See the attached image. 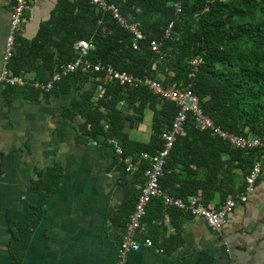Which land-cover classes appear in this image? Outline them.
<instances>
[{"label":"trees","instance_id":"1","mask_svg":"<svg viewBox=\"0 0 264 264\" xmlns=\"http://www.w3.org/2000/svg\"><path fill=\"white\" fill-rule=\"evenodd\" d=\"M107 1L117 3L122 11H129L139 20L145 35V40L139 42V49H130L129 33L84 0H58L27 43L32 56L41 60V67L36 69L38 79L45 77V68L51 73L59 64L73 59L76 56L73 43L87 39L92 47L87 49L85 57L91 63H109L115 69L148 76L163 85L189 83L201 110L214 124L241 136L264 139V0ZM174 4L180 7L177 13H174ZM169 21H172V37L162 38ZM55 34L58 35L56 40L51 38ZM153 38L162 42L164 56L160 61H156V55L147 47L148 40ZM49 45L56 50L55 55L43 48ZM196 55L199 61L190 64ZM22 66L23 57L16 55L15 50L8 64L9 71L17 74ZM97 85H101V92L96 91ZM17 87H21L23 96L28 99L39 93L47 98L49 93H68L73 89L75 93L70 104L62 107L61 112L82 118L74 125L75 140L86 142L101 136L102 142L107 144L114 138L119 141L121 157L130 156L132 161L138 153L153 154L160 147L159 131L169 124L176 109L172 102L159 99L146 86L128 88L106 78L102 72L77 69L61 77L47 91L28 85L5 84L2 94ZM145 110L151 113L149 138L145 142L128 138L121 131L124 122L140 119ZM182 129L183 133L175 136L163 166L159 178L161 189L183 200L195 195L204 203L217 192L221 201L248 173L258 157L257 150L231 146L207 129L195 127L190 116ZM116 161L120 180L142 183L145 160L138 161V168L133 172L126 171L117 158ZM260 162L264 163V157ZM61 172L58 161L45 169L42 178L40 170H33L32 185L38 194L37 203L25 218L15 221L10 230L6 244L10 256L8 264H19L16 231L27 229L30 222L43 215L44 201L55 190ZM135 197L136 194H129L121 200L108 220L110 225L123 226ZM162 209L174 228L173 233L160 238L159 244L168 250L182 241L179 223L184 214L174 206H164L159 198H153L146 205L143 218L149 221L153 217L149 212Z\"/></svg>","mask_w":264,"mask_h":264},{"label":"crops","instance_id":"2","mask_svg":"<svg viewBox=\"0 0 264 264\" xmlns=\"http://www.w3.org/2000/svg\"><path fill=\"white\" fill-rule=\"evenodd\" d=\"M57 1L30 0L16 33V55L23 57L22 72L28 79H38L41 60L32 56L27 43ZM11 3L0 0V65ZM51 38L56 40L58 35ZM43 48L56 53L51 45ZM43 71L45 76L49 73L47 68ZM3 86L0 84V264L10 260L6 244L14 222L25 218L37 203L33 170H40L42 178L54 161L60 163L62 172L55 190L44 201L43 215L27 229L16 231L19 264H115L122 226L110 225L108 220L121 200L138 189L136 183L120 180L113 150L119 141L113 138L105 144L101 136L86 142L75 140L74 125L82 118L61 112L70 104L73 89L28 99L21 87L2 94ZM150 117L145 110L140 119L125 121L122 133L147 141ZM261 166L253 192L236 204L219 232L211 231L199 218L182 215L181 243L164 250L160 238L174 228L164 209L151 211L152 219H144L143 235L152 245L128 252L123 264H264V163ZM219 200L214 192L209 203L216 205Z\"/></svg>","mask_w":264,"mask_h":264},{"label":"built area","instance_id":"3","mask_svg":"<svg viewBox=\"0 0 264 264\" xmlns=\"http://www.w3.org/2000/svg\"><path fill=\"white\" fill-rule=\"evenodd\" d=\"M84 1L101 13L107 14L121 29L129 33L130 49H139V42L145 40V35L140 29L139 20L132 16L129 11H122L117 3L107 0ZM29 5L30 0H12L10 4L7 29L2 43L0 84L28 85L39 91H47L61 77L79 69L80 71L87 72H102L106 78L117 81L118 84L128 88L144 85L159 99L172 102L176 106L169 124L159 131L158 135L161 144L153 154L140 152L136 156V159L132 161L130 156L121 157L119 145H114L113 147L118 160L124 164V168L128 172L137 170L138 161L145 160L146 162V166L141 171L142 183L138 187L133 207L122 226V232L118 238L115 264H123L125 255L128 252L137 251L152 245L151 239L143 235L146 229V222L143 217L146 205L153 198H159L164 206H174L187 217L201 219L211 231L219 232L226 216L236 204L244 202L254 190L262 168L260 159L264 157V139L258 136H241L221 129L218 125L214 124L212 119L201 110L198 98L191 91L189 83L181 86L163 85L160 81L148 76H137L130 72L115 69L109 63L102 64L99 61L91 63L85 57L87 49L92 47V44L87 39L75 41L72 49L76 53V56L71 60L59 64L56 69L42 79H28L22 71L17 74H11L8 64L15 52L14 38L19 27L24 22V14L29 9ZM179 11V5L174 4V13ZM96 22L99 23L100 20L98 19ZM171 37L172 21H169L163 29L162 38L170 39ZM161 44V39L153 38L147 42V47L156 55V61L162 60L164 56ZM198 61L199 57L196 55L190 60V64L194 65ZM96 90L97 92H101V85H97ZM187 116L192 118L195 127L207 129L211 134L227 141L231 146L239 149H256L258 153V157L253 160L248 173L242 177L240 182H236L233 185V191L227 193L216 205L209 202L204 203L195 195L188 196L185 200L174 197L165 193L159 185V178L162 175L167 155L173 145L175 136L183 133L182 126Z\"/></svg>","mask_w":264,"mask_h":264},{"label":"rangeland","instance_id":"4","mask_svg":"<svg viewBox=\"0 0 264 264\" xmlns=\"http://www.w3.org/2000/svg\"><path fill=\"white\" fill-rule=\"evenodd\" d=\"M97 91V90H96ZM237 172V171H236ZM241 180V179H240ZM239 181V180H238ZM140 184H137V186L139 187ZM138 190V189H137Z\"/></svg>","mask_w":264,"mask_h":264}]
</instances>
